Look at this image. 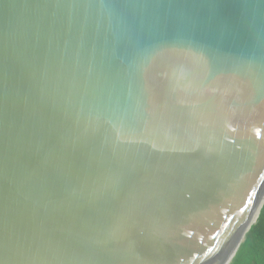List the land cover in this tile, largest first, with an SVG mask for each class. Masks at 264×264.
Returning <instances> with one entry per match:
<instances>
[{
  "label": "water",
  "instance_id": "1",
  "mask_svg": "<svg viewBox=\"0 0 264 264\" xmlns=\"http://www.w3.org/2000/svg\"><path fill=\"white\" fill-rule=\"evenodd\" d=\"M264 206V0H0V264H230Z\"/></svg>",
  "mask_w": 264,
  "mask_h": 264
},
{
  "label": "trees",
  "instance_id": "2",
  "mask_svg": "<svg viewBox=\"0 0 264 264\" xmlns=\"http://www.w3.org/2000/svg\"><path fill=\"white\" fill-rule=\"evenodd\" d=\"M230 264H264V206Z\"/></svg>",
  "mask_w": 264,
  "mask_h": 264
}]
</instances>
